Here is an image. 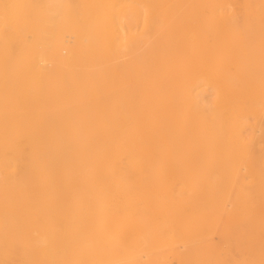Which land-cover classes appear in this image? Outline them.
<instances>
[{"label": "bare ground", "instance_id": "1", "mask_svg": "<svg viewBox=\"0 0 264 264\" xmlns=\"http://www.w3.org/2000/svg\"><path fill=\"white\" fill-rule=\"evenodd\" d=\"M0 107V264H154L183 124L264 109V0H0Z\"/></svg>", "mask_w": 264, "mask_h": 264}, {"label": "rangeland", "instance_id": "2", "mask_svg": "<svg viewBox=\"0 0 264 264\" xmlns=\"http://www.w3.org/2000/svg\"><path fill=\"white\" fill-rule=\"evenodd\" d=\"M212 98L207 93L206 99ZM203 117L205 121H186L181 127L183 161H173L166 221L149 227L152 239L147 252L154 264H264V109L236 120L225 114ZM229 119L246 138L216 155L208 145L210 133L226 129ZM253 134L259 136L257 144L250 140ZM216 156L232 157L245 173L242 180L230 177L220 200L202 184L203 176L211 175ZM4 220L0 183V254L5 245ZM138 240L137 246L145 247L143 239Z\"/></svg>", "mask_w": 264, "mask_h": 264}]
</instances>
